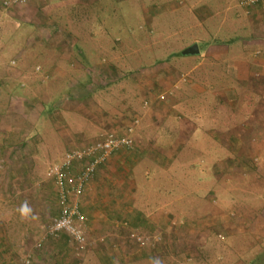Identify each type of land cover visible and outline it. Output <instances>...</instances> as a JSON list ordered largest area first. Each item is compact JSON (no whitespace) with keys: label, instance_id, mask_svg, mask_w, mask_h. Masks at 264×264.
Here are the masks:
<instances>
[{"label":"rangeland","instance_id":"obj_1","mask_svg":"<svg viewBox=\"0 0 264 264\" xmlns=\"http://www.w3.org/2000/svg\"><path fill=\"white\" fill-rule=\"evenodd\" d=\"M81 1L85 3V9L69 5L61 8L57 6L58 3L49 9L45 5L31 8V4L30 7H12L8 11L0 7V124L5 126L8 118L13 131L22 135L38 122L32 137L30 135L25 141L30 153L23 155V162L28 163L29 168L19 174L21 177L16 176L26 179L20 191L31 188L37 193V211L41 209V199L48 198L53 204L43 216L39 214L41 211H34L32 221L19 214V222L36 228L40 234L54 217L55 199L57 201L51 181L46 180L48 168L60 161L68 149L84 146L107 132H123L134 113L138 112L135 110L133 113L132 109L124 118L113 121L112 114L106 108L119 105L123 97L133 102L130 103L132 108H138L148 98L144 94H138L136 98L132 96L138 87L135 79L138 73L125 74L126 78L121 80L122 73L114 70L109 74L101 67L109 63L113 69H119L122 64H128L132 72H137L158 60L162 61V54L166 53L160 48L155 49L149 39L144 40L138 32V25H142L141 32L148 34L141 22L143 11L140 8V5L148 3L146 0H104L102 6L98 0ZM161 1L149 0V3L158 5ZM209 2L220 3L218 0ZM229 2L233 5V12L241 20H246V14L237 0ZM176 10L160 12L158 20H172L174 25L184 29V37H189L194 31L192 25L187 18H180L178 13L185 9ZM127 25L136 29L138 35L127 31ZM161 25H164L162 30L157 32L161 33L160 36L173 27L165 22ZM217 27L214 26L212 30L216 31ZM227 31L220 37L228 36L230 33ZM173 32L177 37L179 31L173 28ZM157 33L151 38L163 45L164 39L156 41L160 37L155 38ZM74 42L82 50L88 64H96L100 69L101 72L93 74L96 81H91L94 77L87 72L78 76L73 73V67L65 64L78 51ZM170 44V53L175 55L171 60L175 72L172 68L169 70L175 75L186 73L198 55L181 57L179 53L183 50L179 51L174 40ZM198 46L201 49L200 42ZM55 65L59 66L61 72L54 70ZM36 67H40V71ZM166 75L162 76L163 81L167 80ZM78 79L91 85L79 87ZM22 83L24 86L20 87ZM226 84L230 86V82ZM14 91L16 96L23 99L16 96L12 99ZM261 95L264 96V90ZM168 99L169 95H166L165 101ZM14 105L20 107L18 111H14ZM145 106H149L148 101ZM211 111L212 108H209L208 114ZM21 115L29 118V124ZM219 119L207 121L206 127L216 125L223 129L228 120ZM22 120L24 124L21 126ZM177 134L176 131L172 132L173 136ZM258 138L257 142L262 144L259 145V152L249 157V160H253L251 163L239 159V153L228 152L227 155L224 146L216 145L214 150L200 143L198 150L191 145L192 140L197 141L202 137L191 138L190 145L182 147L169 170L146 156L138 160L135 151L126 150L124 154L136 157L137 161L133 163L134 166L117 168L115 176L109 174L112 180L106 181V185L116 182L123 192L129 193L126 197L121 196L113 211L120 208L121 203L129 204L136 211L133 213L140 217L136 219L132 215H122L125 214L122 211L111 214V211L107 213L104 207L101 208L98 216L102 215V219L108 216L112 226L106 227L107 231L91 230V233L87 229L86 248L94 250L96 247L97 255L91 251V263L87 259L83 264H104L105 261L99 259V249L108 246L115 247L118 254L120 252V257L114 258L112 264H264V217L260 220L264 216V137ZM67 139L69 141L66 143ZM18 156L17 153L8 160H2L0 173L8 169L11 176L12 169L20 162L19 159L16 161ZM226 157L230 161L227 168L215 169V163L222 162ZM41 194L47 197H41ZM138 220L141 221L139 226ZM138 237L144 240V245H140ZM50 240L55 239L46 238L43 242L47 241L48 245ZM65 249L68 255L69 249ZM21 256L18 257L19 264Z\"/></svg>","mask_w":264,"mask_h":264},{"label":"crops","instance_id":"obj_2","mask_svg":"<svg viewBox=\"0 0 264 264\" xmlns=\"http://www.w3.org/2000/svg\"><path fill=\"white\" fill-rule=\"evenodd\" d=\"M56 1L58 0H30L25 6L30 7L31 4V8H38L45 5V8L49 9L55 7L57 3L58 5L61 3L60 0L59 2ZM146 1L148 3L145 2L140 5V8L143 11L141 15L143 21L141 22L148 34L144 35L141 32L142 25H138L137 29L140 37L144 40L148 38L155 49L160 48L166 51L162 54L164 59L137 71L138 74L135 79L138 87L134 89L132 96L136 98L138 94L141 96L144 94V97L148 95V98L139 104L138 108H132L130 103L133 102L126 101L125 97L120 103L118 102L119 105L106 108L109 114H112L113 121L124 118L132 109L133 113L135 110L138 111L134 113L136 119L132 118L133 120L128 123L131 125L134 120H137L133 133L134 147L131 150L135 151L134 154L136 157L138 156V160L140 157L146 156L155 160L163 169L169 170L182 147L187 144L190 145L191 138L202 137L197 141L192 140L191 145L198 150H200V143L207 144L214 150L216 145L224 146L227 155L228 152L239 153L241 154L239 159L249 160L252 153H258L260 150L258 148L262 142L258 143L256 139L264 137V96L261 95L264 90V10L257 6L250 14L245 13L246 20H241L239 15L233 12V5L229 0H218L220 3L216 4H210L209 0H190V2L186 0H163L158 5L149 3V0ZM76 5L85 9L83 6L85 3L81 0H78ZM177 6H179L177 10L185 9L178 12L180 13L179 17L187 18L194 30L189 37H184V29L174 25L172 20H158L157 15L160 12L176 10ZM12 9V7L9 8V10ZM162 22L173 25V27H170L167 34L163 33L160 36L161 33L157 32L162 30L164 26L161 25ZM178 24L182 25L180 22ZM216 25L218 26L217 30H212ZM173 28L179 31L177 37L174 36V32L171 33ZM126 29L137 34V30L129 25ZM226 30L230 34L226 37H220V34H226ZM155 32L157 33L155 38L160 36L156 41L164 39L163 45L157 44L158 42H154L151 38ZM101 35L103 36V34ZM172 40L177 43V47L179 46V51L192 44L199 45V42L202 45L201 49L197 45L199 52L195 54L198 55L196 62L189 66L186 73L179 72L175 75L172 74L173 71L169 70L172 68L175 72L171 65L172 57L175 56L170 53L172 47L170 41L172 42ZM75 42L73 45L77 47L78 51L75 52V55L73 54L72 58L66 60L65 64L68 67H73L75 69L73 73L78 74V76L87 72L94 77L91 81H96L93 74L101 72L100 69L96 64H88L82 50ZM179 56L187 57L182 53H179ZM119 67L123 69H113L107 63L101 68H103L102 71H107L109 74L114 70L122 73L121 80L123 77L126 78L125 74L132 73L128 64H122ZM126 67L127 69H125ZM54 70L61 72L59 66L56 65ZM165 74H167V80L163 81L162 76L164 77ZM226 82H230V86ZM253 83L258 84V86L253 85ZM83 84L84 81L78 79L77 85L83 87ZM22 85L23 83L20 84V87L24 86ZM84 85L89 87L91 84ZM156 92H158L157 95ZM161 95L163 98H160ZM166 95H169L167 101H165ZM15 96L14 91L12 99ZM16 98L23 99L20 96H16ZM146 101L149 102L148 107L145 106ZM14 106L16 107L14 111L16 109L18 111L20 107ZM260 106L263 108L260 109ZM209 108H212V111L208 114ZM6 117L7 115L4 116V118ZM220 117L223 120H228L223 129L216 125L206 127L207 121H220ZM21 118L27 122L29 120L25 115H21ZM7 120L8 118L5 121V126L9 125V128H5L3 123L0 124V162L4 159L8 160L9 157H14L17 153L20 156L16 158V161L19 159L20 162L19 164L16 163L15 168H11L13 170L11 176L8 169L0 173V264H19L18 257L20 254H22L19 258L21 264L27 257H30V264H83L87 259H90L88 262L91 263L92 252L97 255L96 247L94 250L86 248L85 251L76 252L75 248L67 241L66 236L61 234L55 240H50L48 245H46L47 241H44L42 248L38 249L35 244L40 239L43 240L44 228L41 227L42 232L40 234L38 230H35L36 228L24 226V223L18 221L19 214L24 218L27 217L29 221L35 218L34 211L38 213L41 211L39 214L43 216L53 204L48 198L41 199L43 200L39 204L41 209L39 208L37 211L35 209L37 193L30 190L31 188L20 191L22 182H26V179L17 178L20 173H25L26 169L29 168L28 163L23 162V155L30 153L25 141L30 135L32 137L38 122L36 121L37 124L34 123L30 130L28 129V133L20 135L13 131ZM20 124L22 126L24 120ZM174 131L178 133L176 136L172 135ZM68 135L72 136L71 134ZM163 137L168 138V140L164 141ZM68 141L67 139L66 143ZM34 151L36 152L35 148ZM125 151L114 153L106 164L98 168L94 180L88 185L80 199V208L86 216L89 232L91 230L92 232L107 231V228L112 226L111 220L109 224L108 216H104L105 219L101 218L102 215L101 217L98 216V211L103 207L107 213L111 211V214H115L122 211L125 212L122 215H132L136 219L140 217L134 214L136 211L129 204L121 203L120 208L113 211V206L116 202L121 201V196L126 197L129 193L123 192V189L121 190L116 182H112L110 186L106 185V181L111 182V177L115 176L117 168L134 166L133 163L137 161L136 157L131 158L132 156L127 153L125 155ZM236 158L238 159V157ZM249 161L251 163L253 160ZM229 162L226 157L222 162L215 163L214 168H227ZM200 163H203L202 160ZM7 166L5 165V167ZM47 173L48 170L46 180L51 181L56 192L54 183L47 176ZM213 174L218 176L216 173ZM132 181L134 182V180ZM114 192L116 193L114 194ZM41 197L47 196L41 194ZM54 205L56 206L55 212L52 214L55 217L58 213L56 199ZM263 217L261 216L260 220ZM142 219L144 218L142 217ZM139 223H141L140 220H138V226ZM66 247L69 249V256L66 254ZM109 247L99 249V259L101 262L104 260V264H112L114 258L120 257V252L118 254L115 247Z\"/></svg>","mask_w":264,"mask_h":264},{"label":"built area","instance_id":"obj_3","mask_svg":"<svg viewBox=\"0 0 264 264\" xmlns=\"http://www.w3.org/2000/svg\"><path fill=\"white\" fill-rule=\"evenodd\" d=\"M29 1L0 0V5L4 9H9L24 6ZM237 4L246 14H250L257 6L264 10V0H237ZM36 70L40 71V67H36ZM160 98H163V95ZM136 124L137 120H134L121 133L107 132L84 146L69 149L62 160L49 167L47 176L56 188L60 214L46 226L43 240L47 237L55 239L59 234H65L76 252L85 251L88 245L86 216L81 211L80 199L100 166L106 164L114 153L133 149ZM43 240L38 242L36 247L42 246ZM137 240L140 245H144L141 237ZM30 263V257L23 260V264Z\"/></svg>","mask_w":264,"mask_h":264},{"label":"trees","instance_id":"obj_4","mask_svg":"<svg viewBox=\"0 0 264 264\" xmlns=\"http://www.w3.org/2000/svg\"><path fill=\"white\" fill-rule=\"evenodd\" d=\"M60 4L58 5L59 7H61V8H64L65 6H71V7H77V3H78V0L76 1V0H65V1H63V0H60ZM98 2H99V4L102 6L103 5V3H104V0H98ZM138 72H132V75H135V74H137ZM89 74V73H88ZM128 74V73H127ZM130 74H131V72H130ZM133 119H136V117H133ZM132 119V120H133ZM57 198V197H56ZM57 207H58V213H57V216L55 215V217L54 218H56V217H58L59 216V214H60V206H59V204H58V202H57ZM54 212H55V210H54ZM53 218V219H54ZM52 219V220H53ZM51 220V221H52ZM50 221V222H51ZM49 222V223H50ZM61 234H59V236H60ZM65 235V234H64ZM66 236V235H65ZM47 239H53V238H51V237H47ZM66 239H67V236H66ZM45 240H46V238H45ZM43 244V243H42ZM41 248V246L40 247H38V249H40Z\"/></svg>","mask_w":264,"mask_h":264},{"label":"water","instance_id":"obj_5","mask_svg":"<svg viewBox=\"0 0 264 264\" xmlns=\"http://www.w3.org/2000/svg\"><path fill=\"white\" fill-rule=\"evenodd\" d=\"M199 52L197 44H192L191 46L185 48L182 51L184 55L197 54Z\"/></svg>","mask_w":264,"mask_h":264}]
</instances>
